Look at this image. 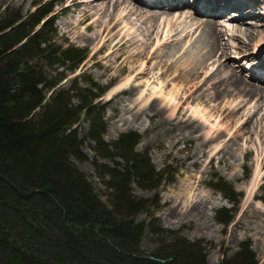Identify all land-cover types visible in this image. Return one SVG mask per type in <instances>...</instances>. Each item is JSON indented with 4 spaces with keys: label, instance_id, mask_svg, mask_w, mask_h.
Returning <instances> with one entry per match:
<instances>
[{
    "label": "trees",
    "instance_id": "obj_1",
    "mask_svg": "<svg viewBox=\"0 0 264 264\" xmlns=\"http://www.w3.org/2000/svg\"><path fill=\"white\" fill-rule=\"evenodd\" d=\"M62 1L25 15L9 7L0 14V264H206L202 242L157 225L151 213L157 195L134 196L132 186L156 191L175 172L156 171L147 150L136 152V132L103 139L105 107L97 100L107 89L91 80L85 87L76 79L59 85L63 72L75 71L87 55L56 42L53 9ZM86 141L106 202L74 164L88 160ZM209 186L232 205L215 212L216 222L227 226L240 194L217 174ZM142 214L150 220L137 221ZM146 232L158 238L150 252L141 247ZM219 264H257L250 241Z\"/></svg>",
    "mask_w": 264,
    "mask_h": 264
},
{
    "label": "rangeland",
    "instance_id": "obj_2",
    "mask_svg": "<svg viewBox=\"0 0 264 264\" xmlns=\"http://www.w3.org/2000/svg\"><path fill=\"white\" fill-rule=\"evenodd\" d=\"M50 1L52 0H0V14L9 7L20 9L22 15H25ZM87 1L63 0L62 3L54 5L56 42L68 41L87 51L85 60L75 71L63 72L64 78L59 85L67 88L76 79L81 87L88 86L87 81L91 80L100 88H106L104 95L97 100L99 105L105 107L106 131L103 139L106 142H112L122 133L136 132L141 137L135 148L136 152L143 153L147 150L156 171L166 169L170 173L175 172L173 181L162 183L156 191H141L136 186H132L133 194L138 198L151 199L155 195L158 196V209H151L157 225L178 233L188 241L202 242L206 246V264H219L224 257H230L236 253L240 243L245 240L251 243L256 263L264 264V202L262 201L264 197L262 192L264 186V84L251 82L262 86L263 91L256 96L244 98L233 92L231 95H223L221 97L223 100L214 102L213 99L211 100L212 85L224 79L223 77H226L228 72L231 73L232 69L245 81H251L252 71L249 70L247 58L252 53L256 42L259 40L264 42L261 29L264 27L257 28L258 30L255 31V27L250 28L246 25V28H250L249 34H236L232 31L231 21H226L223 17L215 18L217 31L220 32V48L206 57L208 48L200 43L202 40L200 36L202 37L203 34L202 31L200 33V29L196 30L193 26L195 22L189 17L192 16L189 6L184 5L169 12L173 13L169 17L171 39L163 46L164 33L161 30L165 25L164 17L156 22H149L150 19L146 16V20L142 19L143 23L140 16L128 15L120 11L121 5L115 11L116 15L122 12V17L117 19V25L121 27L128 24L123 29V34L126 35L124 39L130 43L128 42L119 50L117 47L109 49L108 44L111 39H115L114 35L119 28L110 32L111 38L110 34L103 33L102 27L109 21L108 14L112 15L111 9L115 0H95L92 4L86 3ZM243 1L250 6L257 2V0ZM194 6L201 11L199 5ZM239 8L240 6L237 7ZM258 8V11L262 9L261 12H264V2ZM147 10L158 12L159 15L162 12L161 8ZM86 11H89L88 15ZM244 11L246 9L242 12ZM178 15L181 17L178 18ZM196 17L199 20L208 19L203 16ZM95 21L102 27L94 28ZM252 22H254L252 18L245 19L248 25ZM263 22L264 20L260 23ZM155 24L161 31L158 34L153 29ZM89 25L93 27L88 30L86 27ZM259 31L262 32L260 35H258ZM233 35L238 36L235 39ZM104 37L109 40L101 46ZM157 44L159 46L157 51H160L152 56L150 52L155 51ZM169 48H175L176 52L171 53L169 58L165 57V61L163 54ZM142 54H146V62L150 61V64L147 65L143 61L146 65L145 73L134 75L133 72L130 73L131 66L135 68L137 65H128L127 57ZM149 54L151 57L148 56ZM164 62L170 65V68H166L169 73L167 70L164 72V68L158 67V65L162 67ZM195 63L200 65L193 69ZM127 67L130 69L128 70ZM62 71L58 69L56 73ZM128 77L132 78L128 87L133 85V92H113L116 84ZM180 77L185 80L178 82ZM160 81L163 92L170 90L174 81L175 84L176 81L181 84L182 87L177 94L173 95L171 101L163 99L162 94L149 97L151 88L158 85ZM192 82H199L196 86L200 85V88L192 87ZM190 94L192 98L185 100V97ZM147 98L148 104L156 98L154 101L156 109L143 107L141 100ZM174 105H177L178 109L182 106L178 115L170 114ZM196 107L200 108L206 119L193 114ZM142 110L146 112L143 113ZM133 115H136L138 119L134 120ZM247 120L248 126L244 125ZM187 127H192L193 131H186ZM86 129L87 124L82 118L79 124L81 137L84 136ZM92 146V143L86 141L82 151L88 160L74 161V164L92 182L98 195L106 202V189L98 182L91 164L94 156ZM214 174L228 182L234 191L240 194L234 217L227 226L215 220L217 210L228 209L232 205L220 193L210 188L209 182ZM136 220L148 222L150 218L147 214H142ZM156 240H158L157 237L144 233L141 238L142 249L145 252L152 251Z\"/></svg>",
    "mask_w": 264,
    "mask_h": 264
},
{
    "label": "bare ground",
    "instance_id": "obj_3",
    "mask_svg": "<svg viewBox=\"0 0 264 264\" xmlns=\"http://www.w3.org/2000/svg\"><path fill=\"white\" fill-rule=\"evenodd\" d=\"M95 0H88L86 3H89V4H92ZM103 1V0H102ZM112 1V0H111ZM182 0H155L153 2H146L145 0H115L114 1V4L112 5V15H109V21L107 23L104 24V27L100 26V24H98V22L95 21V26L94 28H97V27H102L103 28V33H107L110 34L111 31L113 30H116V28H119L117 29L116 31V35H118L116 37L115 36V39H111L112 38V35H111V40H110V43L108 44L109 46V49H113V48H116L119 50L121 49L125 44H127L129 41H126L124 38V34H123V29L128 25V24H125V25H121V27L119 25H117V19L122 17V12H125L127 13L128 15H138L140 16L141 18V21L144 23V20H146V16H148V19L149 22H156L158 21V19H161L164 17V22H165V25L163 26V29L161 31H163L164 33V36L162 38V42H163V46H165L166 44L169 43L170 41V33H171V23L169 20V17L170 15H172L173 13H169L171 10H174V9H178V8H181L183 7L185 4H182L181 2ZM264 1L262 0H257V2L253 3V6H250L249 4H246L243 0H194V5H199L201 8H205L204 10H198V9H195V11L192 10V16H189L191 18V20H193L195 22V24L193 26L196 27V30L200 29V33L202 31V37L200 36V39L202 44L205 45L206 48H208V52L206 53V57H209L211 56L212 54H214L215 51H217L219 48H220V43H219V31H217V23L215 22V18L217 17H223L224 20L226 21H231L232 22V31H234L236 34H249V29L252 28V27H255L254 30H258L257 28H260V27H264V22L261 24L260 22L264 20V12H261L263 11L262 9L258 11V7L260 6V4H262ZM133 3V4H132ZM139 5H138V4ZM204 4L206 6H204ZM239 4H242V5H239ZM122 7H119L121 8L119 14L116 15L115 11L117 9L118 6H121ZM188 5V4H187ZM242 8V11L246 9V11L242 12L240 11V8L237 9V7ZM143 7H148L150 9L152 8H161L162 12L160 13V15L158 14V12L156 13L155 11L154 12H150L149 10H147L148 8H143ZM186 7V6H185ZM191 7V6H190ZM207 7V8H206ZM191 8H194V7H191ZM93 10V9H92ZM124 10V11H123ZM164 10V12H163ZM190 11V10H189ZM93 12V11H92ZM177 12V11H176ZM242 12V13H241ZM89 11H86V14L88 15ZM126 14V15H127ZM241 14V15H240ZM159 15V16H158ZM196 16H203V17H208V19L205 18V20H199L197 19L198 17ZM181 15H178V18H180ZM245 17V18H244ZM86 18V17H85ZM103 18V17H102ZM139 18V17H138ZM246 18H252L254 22L252 23H245V19ZM144 19V20H142ZM139 20V19H138ZM214 20V21H213ZM244 22V23H242ZM256 22V23H255ZM261 25H260V24ZM157 24L153 25V29H154V32L156 31V34L160 33V29L159 26H156ZM246 25L250 28H246ZM93 27L92 25H89L88 27H86L88 30L89 28ZM151 27V26H150ZM158 27V28H157ZM194 27V28H195ZM245 27V28H243ZM151 29V28H150ZM192 29V28H191ZM263 30V33L261 31L258 32V35H260L261 33L264 34V28H261ZM165 30V31H164ZM191 32V31H189ZM233 32V33H234ZM112 33V32H111ZM126 34V33H125ZM106 35V36H107ZM201 35V34H200ZM97 36V35H96ZM188 36V35H187ZM238 36V35H237ZM236 35H233V37H235V39L237 38ZM127 38V37H126ZM95 39V38H94ZM109 39H106V37H104V42L101 46H103L105 43L108 42ZM180 40V39H179ZM103 41V40H102ZM131 41V40H130ZM132 42V41H131ZM261 40H259L258 42H256V44L253 46L254 49L255 47H257V50H260L262 48H264V45L262 46V44L260 43ZM130 43V42H129ZM158 43V41L156 42ZM197 43V42H196ZM201 45V44H200ZM100 46V47H101ZM127 46V45H126ZM125 46V47H126ZM99 47V49H100ZM159 48L158 44L157 46L155 47V51L154 52H150V54L153 55H157L158 52L160 51H157ZM164 48V47H163ZM167 48V47H166ZM195 48V47H194ZM198 50V49H197ZM253 50V48H252ZM176 52L175 48H169L168 50L166 49V52L163 54V57L165 58H169L170 54L173 53V52ZM193 51V50H192ZM163 53V51H162ZM150 54L148 56H150ZM209 54V55H208ZM146 55V54H145ZM144 54L142 55H139V56H128V65H137L135 68L131 66V72L130 73H134V75H143V73H145V70H146V65L144 64L143 61L146 62V56ZM252 55H255V53H250L249 54V57L247 58L249 62L248 63V67H249V70H251L250 68H253L255 71L259 72L260 70L264 72V58L261 57L259 58V56H261L260 54H256V56H252ZM151 57V56H150ZM157 57V56H156ZM161 57V56H160ZM153 58V57H152ZM151 58V59H152ZM166 58H165V61H166ZM189 58V57H188ZM150 59V58H149ZM148 59V60H149ZM154 59V58H153ZM152 59V60H153ZM205 59V58H204ZM203 59V60H204ZM118 60V59H117ZM193 61H195L194 59H192ZM162 61V60H161ZM150 62V61H149ZM149 62H146L147 65L150 64ZM154 62V61H153ZM187 62V60L185 61ZM204 62V61H203ZM172 63V62H171ZM193 63V62H192ZM164 65H158V67L160 68H164V72H166V70L168 69L167 67H169V63L167 64L166 62L163 63ZM203 64V63H202ZM255 64H257L256 68L255 67ZM145 65V67H144ZM179 65V64H178ZM192 65V64H191ZM197 65H200L199 63H195L193 65V69H195V67ZM176 66V65H174ZM262 66V67H261ZM130 67V66H129ZM148 67V66H147ZM179 67V66H178ZM181 67V66H180ZM179 67V68H180ZM128 68V67H127ZM167 68V69H166ZM170 68V67H169ZM224 68V67H223ZM130 68H128L129 70ZM174 69V68H173ZM220 71V70H218ZM167 72L169 73V71L167 70ZM190 72V71H189ZM188 72V74H189ZM129 73V72H128ZM181 73V72H180ZM192 73V72H190ZM196 73V72H195ZM182 74V73H181ZM187 74V75H188ZM133 76V75H132ZM226 77H223L224 79H220L221 81H217L215 82L212 87H211V90H213V96L211 97V100L214 102V101H217V100H223L221 99V97L223 95H231L233 94V92H235V94H238L240 96H243L244 98H248L249 96L251 95H257L258 93H261L262 90V86H259V85H255V84H252L251 82L252 81H245L243 77L237 75L235 73V71L232 69L231 73L228 72L227 75H225ZM187 77V76H186ZM192 77V76H191ZM189 78V77H188ZM132 78L131 77H128L126 79H124L123 81H120L119 83L116 84V86L114 87L113 89V92L114 91H119L120 93H123V92H133V85L132 86H129V82ZM211 79V78H210ZM179 80V81H178ZM178 82H182L183 80H185L184 78H178ZM188 80V79H186ZM190 80V79H189ZM176 81V84L174 82H172V88L168 91H165L163 92L162 90V82H158L157 84L158 85H155L152 87L151 85V93L149 95L152 96V95H157V94H162L163 96V99H168L169 101H171L173 99V95L174 94H177V92H179L180 88L182 87L180 83H178ZM147 82V81H146ZM200 82V81H199ZM199 82H192V87H196V89L200 88V85L199 86H196ZM190 83V81H189ZM154 85V84H153ZM137 87V86H135ZM145 87H147V83H145ZM195 89V90H196ZM157 90V91H156ZM143 92V91H142ZM184 98V97H183ZM192 98V95H187L185 97V100H188V99H191ZM220 98V99H219ZM241 98V97H240ZM156 99V98H155ZM155 99L148 104V98L147 99H142L141 100V103L143 104V107H146L147 109H156V104H155ZM158 99V98H157ZM182 99V98H180ZM180 99H179V102H180ZM250 99V98H249ZM163 101V100H162ZM178 102V103H179ZM173 103V102H172ZM177 103V104H178ZM141 106V105H140ZM158 107V106H157ZM145 108V109H146ZM182 109V106L177 107V105H174L173 108H171V113L170 114H175V115H178ZM143 113L144 111L146 112V110H142ZM156 111V110H155ZM233 111V110H232ZM160 114V113H159ZM193 114L194 115H199L201 119H206L202 113V111L200 110V108L196 107L193 111ZM231 114H233L231 112ZM239 118V117H238ZM133 119L134 120H137V116L136 115H133ZM248 119V118H247ZM164 120V119H163ZM171 120V119H170ZM124 121V120H123ZM126 121V120H125ZM165 121V120H164ZM168 122V121H167ZM127 123V122H126ZM172 123V122H171ZM248 123V120L244 123V125H247ZM125 124V122H124ZM248 126V125H247ZM193 128L192 127H187V130L188 132H191ZM181 131V129H179ZM185 130V129H184ZM193 131V130H192ZM196 131V130H195ZM245 131V130H244ZM187 133V132H186ZM185 133V134H186ZM194 134V132H193ZM178 135H181V134H178ZM177 135V136H178ZM183 135H184V132H183ZM190 136V135H189ZM203 147V146H201ZM200 147V148H201ZM206 148V147H205ZM197 164V163H196Z\"/></svg>",
    "mask_w": 264,
    "mask_h": 264
}]
</instances>
